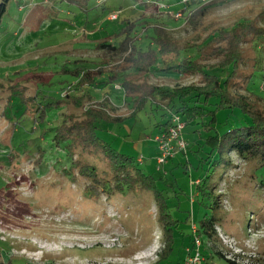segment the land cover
Listing matches in <instances>:
<instances>
[{"label":"rangeland","instance_id":"rangeland-1","mask_svg":"<svg viewBox=\"0 0 264 264\" xmlns=\"http://www.w3.org/2000/svg\"><path fill=\"white\" fill-rule=\"evenodd\" d=\"M141 1L136 2L142 5ZM134 3V0H89L84 8L72 0H10L0 26V80L13 78L29 85L32 94L40 91L54 100L65 98L73 78L63 75L61 66L74 59L100 61L102 52L95 45L111 33V28L98 24L100 19L108 16L109 9L123 12ZM159 3L169 4L171 15L155 7L131 14L130 19L141 16L135 28L139 43H147L144 38L149 33L145 30L147 22L163 25L177 37L190 34L179 10L185 3L181 0ZM244 18H254L263 24L264 0L218 1L204 21L231 28ZM250 45L247 44V56L258 57V68L250 85L254 92L261 91V98L248 89L242 92L264 110V41L254 42V52ZM183 56L195 55L192 51ZM250 71L247 68L246 72ZM147 79L169 86L200 81L199 76L156 74ZM47 81L49 85L45 86L43 82ZM85 91H90L96 102L109 91L113 107L110 113L114 117L123 119L132 111L123 101L121 90L86 88ZM5 102V93H1L0 264H162L158 263V254L164 241L151 193L124 192L109 200L89 197L84 192L86 180L79 177L71 181L67 173L69 164L60 155L62 152H54L48 146L51 138L48 129L58 125L64 114L79 113L74 110L75 103L69 101L49 111L46 124L39 126L30 119L17 123L18 106H5ZM159 105L169 111L165 102L160 100ZM146 111L121 123L103 122L99 133L103 132V137L119 151L140 157V167L154 174L159 188L169 196L171 214L180 225L175 228L173 252L164 264H183L189 254L187 249L192 246L193 225L197 226L205 212H211L215 206L211 203L206 209L201 204L196 182L204 176L205 168L199 166L200 153L195 152L196 147H190V142L203 140L206 132L202 126H185L182 134L189 151L178 150L167 164L161 165L157 162L158 144L154 137L159 133L157 123L162 116ZM230 120L222 130L234 119ZM15 124L20 128L16 129ZM32 129V133H25ZM39 144L46 150L41 163L35 160ZM233 159L235 166L226 172L227 180L219 179L216 187L222 193L217 208L222 221L214 239L203 236L205 259L210 264H233L229 260L237 264H264V192L257 188L258 179L252 176L254 165L235 156ZM259 172L256 171L257 177Z\"/></svg>","mask_w":264,"mask_h":264},{"label":"trees","instance_id":"trees-1","mask_svg":"<svg viewBox=\"0 0 264 264\" xmlns=\"http://www.w3.org/2000/svg\"><path fill=\"white\" fill-rule=\"evenodd\" d=\"M9 1L0 2V26ZM72 1L87 8L89 0ZM134 1L123 12L109 9V19L108 16L104 20L100 19L99 25L111 28L110 36L95 45L102 52L100 61L74 59L61 66V73L73 78V82L66 88L65 98L54 100L41 95L40 91L32 94L29 85L14 81L13 78L0 80V94L5 93V106H18L20 112L17 114V123L30 119L33 124H40L39 126L46 124L49 111L63 107L69 101L75 103L74 110L79 113L64 114L58 125L48 129L47 132L51 133L48 146L54 152H62L60 155L69 164L67 173L71 181L79 177L86 180L84 192L89 197H105L109 200L124 192L151 193L158 208L157 224L162 229L164 241L158 254V263L164 264L173 252L175 228L180 225L171 214L169 196L159 188L155 175L140 167V157L119 151L103 137V132L99 133L101 123H121L146 109L147 114L162 116L157 123L159 133L156 135H159L169 132L172 127L177 128L174 119L179 116L184 126L179 131L178 138H183L187 143L186 150H181L185 153L189 151V144L182 134L185 126L204 128V139L190 142V147H196L195 152L200 153L199 166L205 168L204 176L196 182L201 204L206 209L211 203L215 206L211 212H205L198 227L195 226L202 239L203 236L214 239L216 228L222 221L220 210L217 209L222 193H218L216 187L218 180H225L228 169L235 166L234 156L254 165L252 176L258 179L257 188L264 192V110L242 92V89H248L261 98V91L254 92L250 85L256 75L258 57H248L246 48L250 43L254 52V42L264 41V23L261 24L254 18H244L231 28L214 22L206 24V14L212 9V5L221 0H189L179 9L183 12L182 19L190 28L189 35L177 37L163 25L147 22L145 30L149 33L144 37L147 43L142 44L135 34L141 16L130 19L131 14L154 7L164 14L173 11L169 4L159 3L164 0H142V5L137 4V0ZM191 6L195 7L187 11ZM113 15L115 18H112ZM192 51L194 57H182L184 53ZM249 67L251 71L247 73ZM151 74L199 76L200 81L174 86L154 84L147 79ZM32 75L38 76L34 73ZM43 84L47 86L49 82ZM86 88L121 90L123 101L132 111L123 119L114 117L110 113L113 108L110 105L112 94L106 91L102 100L96 102L90 91H85ZM160 100L166 103L169 111L160 108ZM219 117H222V121ZM232 118V124L222 130V126L227 125ZM15 128H20V125ZM29 132L32 133L33 129L25 131ZM172 145L176 153L179 150L177 140ZM37 153L39 155L35 160L41 163L46 156L43 145L37 146ZM159 156L158 147L157 162ZM258 170L259 177L256 174ZM164 182L167 184V181ZM190 248H193V240Z\"/></svg>","mask_w":264,"mask_h":264},{"label":"built area","instance_id":"built-area-1","mask_svg":"<svg viewBox=\"0 0 264 264\" xmlns=\"http://www.w3.org/2000/svg\"><path fill=\"white\" fill-rule=\"evenodd\" d=\"M183 2L189 0H182ZM112 18H115L112 16ZM174 121L177 123V128H171L169 132L160 133L154 137L155 141L158 142V147L160 150V156L158 157V162L160 164H165L168 162L169 158H172L175 154L174 146L172 142L177 140V148L179 150H186L187 143L183 138H178L179 131L181 132L182 127L184 126L180 121V117L176 116ZM227 237V236H226ZM223 238V237H222ZM203 239L197 233V227L193 225V248H188L189 252L183 264H202L204 256L202 254ZM232 246V245H231ZM233 253L231 254V257ZM230 258V257H229Z\"/></svg>","mask_w":264,"mask_h":264},{"label":"crops","instance_id":"crops-1","mask_svg":"<svg viewBox=\"0 0 264 264\" xmlns=\"http://www.w3.org/2000/svg\"><path fill=\"white\" fill-rule=\"evenodd\" d=\"M197 181H198V180H197ZM203 248H204V246H203ZM203 248H202V250H204ZM202 253H203V256H204V263H203V264H210V262H209L208 260L205 259V257H206V255H204L205 251H202ZM215 260H216V259H215ZM215 260H214V261H215ZM213 264H214V263H213Z\"/></svg>","mask_w":264,"mask_h":264}]
</instances>
